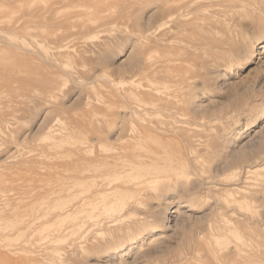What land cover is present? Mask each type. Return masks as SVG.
Masks as SVG:
<instances>
[{"label":"rangeland","instance_id":"1","mask_svg":"<svg viewBox=\"0 0 264 264\" xmlns=\"http://www.w3.org/2000/svg\"><path fill=\"white\" fill-rule=\"evenodd\" d=\"M0 264H264V0H0Z\"/></svg>","mask_w":264,"mask_h":264},{"label":"bare ground","instance_id":"2","mask_svg":"<svg viewBox=\"0 0 264 264\" xmlns=\"http://www.w3.org/2000/svg\"><path fill=\"white\" fill-rule=\"evenodd\" d=\"M227 42V41H226ZM165 48V47H164ZM167 48V47H166ZM252 55V54H251ZM131 149V148H130ZM142 157V156H141ZM125 161V160H124ZM128 168V167H127ZM121 173V172H120ZM122 173L124 174V172L122 171ZM121 173V174H122ZM117 175V174H116ZM117 189H118V187H116ZM112 189V188H111ZM95 193V192H94ZM89 196V195H88ZM84 198V197H83ZM90 201V200H89ZM79 206H80V204H79Z\"/></svg>","mask_w":264,"mask_h":264}]
</instances>
